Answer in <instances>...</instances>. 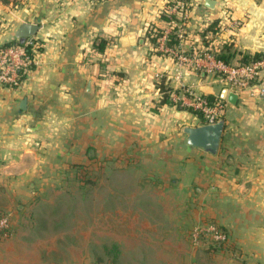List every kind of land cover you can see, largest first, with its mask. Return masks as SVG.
<instances>
[{"label":"crops","instance_id":"obj_1","mask_svg":"<svg viewBox=\"0 0 264 264\" xmlns=\"http://www.w3.org/2000/svg\"><path fill=\"white\" fill-rule=\"evenodd\" d=\"M215 1L214 9L204 0L0 1V48L18 41L24 23L40 26L35 37L41 46L19 88L0 86V179L58 176L80 164L93 171L102 162L107 175L142 167L159 181V195L170 189L183 195V204L122 203L110 218L116 225L104 238V253L92 264H117L113 258L119 264H264V96L237 92L236 104L224 100L226 125L216 154L186 143L183 128L199 125L197 115L174 105L157 108L162 80L179 95L182 86L193 85L220 99L225 87L189 62L177 65L176 53L219 52L224 43L230 64L256 54L264 59V0ZM178 14L188 24L171 45L179 27L169 26L170 18ZM212 20L222 34L207 31L213 38L207 44L199 31ZM157 28L163 31L152 45L147 34ZM158 210L167 215L160 218ZM198 220L221 226L226 245L192 247L187 233ZM40 238L20 234L14 245L0 239V264H26L25 245Z\"/></svg>","mask_w":264,"mask_h":264},{"label":"rangeland","instance_id":"obj_2","mask_svg":"<svg viewBox=\"0 0 264 264\" xmlns=\"http://www.w3.org/2000/svg\"><path fill=\"white\" fill-rule=\"evenodd\" d=\"M180 7L182 12L188 8L186 5L183 8ZM170 21L173 23L169 26L175 25L184 33L187 27L184 23L188 24V17L180 14L173 15ZM219 34L222 33L218 28ZM186 36H188L187 33L184 37ZM209 52L213 53V51ZM207 76L216 80L217 85L227 87L219 82L216 76L212 77L209 74ZM170 89L175 90L174 87ZM181 89V94L176 92L174 98L171 97L173 92H170L176 109L193 112L197 115L199 125L205 123L200 112L184 104V100L191 99L190 93H197L194 86L185 85ZM204 96L209 97V95ZM27 164L36 166L39 163L27 162ZM99 164L93 171L89 165L80 164L81 169L73 168L72 172H59L58 176H56L58 172L54 173L55 175H49L48 173L52 171L46 172L45 168L44 173L48 175L44 177L11 176L10 179H0V185L2 182L5 185L0 186V217L8 219V227L0 229V239L5 240L2 242L11 241L14 245L16 243L14 239L20 234L33 238L41 237L38 243H32L31 246L25 245L24 250L30 251L29 254L25 253L29 255L26 264H92L96 256L100 257L104 253L107 244L104 238L116 225L110 218L113 219L119 215L122 203L161 201V203L173 204L179 201L183 204V195L177 190L172 189L174 192H171L170 189L167 194L159 195L157 192L163 189L158 186L159 183L156 184L159 181L147 177L142 167H138L140 169L132 167L125 172L117 168L119 170L113 169L107 175L109 170L105 172L103 165ZM157 213L160 218L167 215L163 210H158ZM174 214L181 218L186 217L178 211H172V217H175ZM191 220L193 221L192 218ZM197 223H203V221L198 220L193 226ZM192 227L187 233L188 243L200 249L205 246L203 243L194 246L190 241L189 234ZM209 237L206 235L204 239L207 240ZM18 244L24 246L23 243ZM1 250L5 251L3 246ZM127 262L137 264L133 259H128ZM119 263L118 259L117 264ZM102 264H104L103 259Z\"/></svg>","mask_w":264,"mask_h":264},{"label":"built area","instance_id":"obj_3","mask_svg":"<svg viewBox=\"0 0 264 264\" xmlns=\"http://www.w3.org/2000/svg\"><path fill=\"white\" fill-rule=\"evenodd\" d=\"M180 6V8H183L184 3ZM177 37H183V32L180 28H178ZM165 39L162 38L161 48H163ZM40 47V43L35 36L28 37L22 42L18 40L15 44L1 47L0 86L9 89L19 88L24 81L25 74L34 65V55ZM176 58L177 65L181 66L184 62H189L192 67L198 69L203 74L217 76L230 90L249 97L264 96V85L260 82L264 72V59L247 64H230L209 51L190 58L183 53H176ZM190 95L192 96L191 99L189 101L184 100V104L200 112L205 123H214L225 117L226 103L224 100L218 99L210 102L204 95L198 93H190ZM7 227L8 219L0 217V229ZM206 235L210 236L207 240L206 238L204 239ZM189 238L194 246L203 243V245H210L212 247H222L228 242L229 235L218 224L203 222L197 223L192 227Z\"/></svg>","mask_w":264,"mask_h":264},{"label":"water","instance_id":"obj_4","mask_svg":"<svg viewBox=\"0 0 264 264\" xmlns=\"http://www.w3.org/2000/svg\"><path fill=\"white\" fill-rule=\"evenodd\" d=\"M205 4L211 9L215 8V0H204ZM40 26L38 24L24 23L17 33L16 38L22 42L28 37L35 36ZM220 99L228 100L231 104H236L238 93L230 91L224 87L220 93ZM25 101L23 102V105ZM225 119H219L214 123H202L196 126H185L183 132L186 135V143L189 146L200 148L207 153L216 154L219 151L220 144L225 130Z\"/></svg>","mask_w":264,"mask_h":264},{"label":"trees","instance_id":"obj_5","mask_svg":"<svg viewBox=\"0 0 264 264\" xmlns=\"http://www.w3.org/2000/svg\"><path fill=\"white\" fill-rule=\"evenodd\" d=\"M0 1L1 2H4V3H8L9 0H0ZM175 30H176V28H174L173 31H175ZM162 31L163 30L158 29V28L156 30H151L150 29L148 31V34H147V38H148L149 43H151L152 45L153 44H156L158 42V39L160 38V36L162 34ZM207 31L212 32V35H217L218 34V22H217V20H212L207 29H204L201 32L199 31V36L202 37V39H204L205 41H207L206 39H209L207 41V44H209V42L212 41L213 38H211V37L206 38ZM168 42L171 45L178 44L179 39H178L177 34L175 32L171 33ZM15 43H16V41H12V42L7 43L4 46L12 45V44H15ZM104 45H105L104 42H101L99 44L95 43V48L98 51H102L104 49V47H105ZM222 45H223V50H221V51L218 52V50L211 49L210 51H213V53L218 58H220L223 61L229 63V54H230V52H228V51L230 49V45L224 44V43ZM224 51H225V53H224ZM227 53H228V55H227ZM29 54H30V52H29ZM262 57L259 54H256L254 56H246V57H244V61L241 64L251 63V62L260 60ZM157 87L159 88L160 93H161V97L159 99V102L157 103V108H160V107H162L164 105H174V106H176L175 102H173L172 99H171V97H170V92H174V91L177 92V90L170 89V87L167 86L163 80L162 81H159L157 83ZM207 98L211 102L216 101V100L219 99L218 97H213V96H209ZM117 260H118L117 258H113V261L114 262H116Z\"/></svg>","mask_w":264,"mask_h":264}]
</instances>
